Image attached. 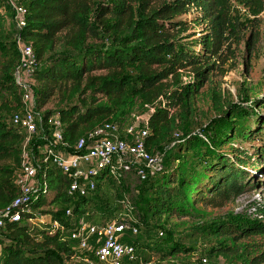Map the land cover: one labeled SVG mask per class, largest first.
Masks as SVG:
<instances>
[{"label":"trees","instance_id":"obj_1","mask_svg":"<svg viewBox=\"0 0 264 264\" xmlns=\"http://www.w3.org/2000/svg\"><path fill=\"white\" fill-rule=\"evenodd\" d=\"M234 2L254 19L251 41L256 40L264 0H18L26 9L25 26L18 32L9 30V23L15 28L13 11L7 0H0V88L6 95L0 102V214L19 196L15 180L21 170L24 133L3 121L24 111L21 88L13 78L19 63L17 35L31 45L37 59L29 83L43 126L27 147L35 160L42 159L44 147L53 140L52 119L60 123L62 141L56 148L62 152L106 124L116 125L122 137L126 126L149 111L144 118L150 154L171 145L175 133L183 134L182 142L164 160L160 173L144 181L134 171L114 179L123 184L133 176L144 184L146 211L152 218H186L197 205L222 209L245 193L263 189L264 93L251 100L239 93V100L249 102L243 107L222 95L216 84L235 68L234 55L249 25L233 13ZM205 87L214 115L197 124L195 99ZM75 99L78 103L71 104ZM53 101L56 110H45ZM37 178L46 188L32 197L31 212H22L19 222L0 217L2 264H86V257L100 264L90 251L74 249L60 228L29 223L48 214L68 228L67 211L94 224L117 219L113 215L105 220V213L97 217V208L102 209L94 201L100 196H92L97 183L86 196L69 194L70 178L45 164ZM106 178L104 174L95 179L102 184ZM251 209L257 216L244 224L215 227L220 235L244 240L249 252L248 244L264 237V206L254 200ZM133 245L137 248L133 264L139 260L150 264L138 246L152 252L154 245L143 241ZM159 246L154 252L162 251ZM168 247L172 257L189 255L185 247ZM224 249L216 252L225 254ZM263 263L264 250L251 260Z\"/></svg>","mask_w":264,"mask_h":264},{"label":"built area","instance_id":"obj_2","mask_svg":"<svg viewBox=\"0 0 264 264\" xmlns=\"http://www.w3.org/2000/svg\"><path fill=\"white\" fill-rule=\"evenodd\" d=\"M7 1L13 11L15 30L21 31L26 22V9L17 0ZM17 49L19 63L13 78L21 88L24 111L13 115L10 124L24 133L21 170L15 180L19 188V196L1 212L0 217L19 222L22 219V212H31L32 197L37 190L46 188V184L40 183L37 178L42 164L52 165L70 178L68 192L79 196H86L94 190L95 182L91 181L92 177L95 179L107 174L108 177L120 179L124 174L134 171L138 180L144 181L161 172V161L146 149L145 139L149 135L146 118H143L142 122L141 118H137L134 123L126 126L122 137L116 125L106 124L89 133L87 137L79 139L72 150L62 152L57 151L56 148V145L62 141L60 123L57 119H52L50 122L55 127L53 142L48 141L42 159L35 160L33 152H29L27 147L43 126V117L36 111V98L30 90L29 83V79L37 70V59L31 45L24 43L19 35H17ZM42 139L46 140L45 136ZM255 200L259 201L260 198L257 196ZM66 216L72 221L70 226L74 228L67 233V228L54 222L56 225L54 229L60 228L62 238L70 242L74 249L82 252L90 251L100 264H133L137 260V248L124 241V238L137 235L139 230L136 225L128 222L126 215L104 224H94L84 216L73 217L70 211L66 212ZM253 216L257 215L253 214ZM34 222L29 220L31 224ZM2 226L3 222L0 220V227ZM159 235L162 236V233ZM2 257L0 246V264ZM84 262L94 264L88 257L84 258Z\"/></svg>","mask_w":264,"mask_h":264},{"label":"rangeland","instance_id":"obj_3","mask_svg":"<svg viewBox=\"0 0 264 264\" xmlns=\"http://www.w3.org/2000/svg\"><path fill=\"white\" fill-rule=\"evenodd\" d=\"M233 7V13L237 14L244 24L249 25L243 31L242 42L234 55L235 68L228 71L221 80L216 81V84L221 85L222 95L229 97L234 103L240 102L243 107H248V100H239V93L247 94L250 100L264 93V11L257 19L259 24L257 29L258 38L251 41V24L255 23L254 19L242 5L234 2ZM8 26L10 31L15 32V28L13 29L10 23ZM257 30L254 29L253 33H257ZM248 41L250 44H248ZM4 94L5 92L0 88V102L1 97L6 96ZM70 103L77 104L78 100L75 99ZM57 107L58 105L53 101L47 104L44 109L55 111ZM148 112H145L143 116L146 117ZM213 115L210 90L205 87L195 99L197 124L203 123ZM144 117H140L141 122ZM3 121L6 125L10 123V120L6 118ZM182 135V133H175L171 145L152 150V155L163 164L164 160L182 142ZM129 179L130 181L119 184L120 181L110 176L101 184L94 177L91 178V181L97 183L92 196H100L94 201L96 204L101 203L102 205V209L97 208L99 209L97 217L100 218L102 213H105L107 216L105 220H108L112 219L113 215L114 218H123L126 215L128 222L138 225L139 233L135 236L126 237V241L136 245L140 241L148 242L152 243L155 248L160 245L162 251L159 253L154 252L155 248L152 249V252H149L145 251L149 247L143 249V247L137 245L140 251L144 250V255L150 259V264H187L198 261L215 264H251L252 258L263 252L264 237H255L248 244L249 252L243 246L244 240H232L230 235H220L215 227L222 224L231 227L238 224L242 225L245 221L251 219L253 217L251 204L257 196L260 198L259 204L264 206V188L245 193L235 203L222 209H208L197 205L191 210L192 214L186 218L161 216L160 219H156L152 218L150 213L146 211V202L149 198L147 193L143 191L144 184L133 176ZM115 208H120V212H116ZM47 209L43 208L42 211ZM64 221L69 225L71 224V220L68 218H64ZM32 225L47 229H54L56 226L48 214L40 215ZM72 228L74 227L69 226L66 232L68 233ZM159 233H162L163 236H160ZM160 239H163V241H159ZM168 244L185 247L189 250V255L186 257H172ZM219 248H227L224 249L225 254L217 253L216 251ZM138 263L140 264L141 261L139 260Z\"/></svg>","mask_w":264,"mask_h":264},{"label":"crops","instance_id":"obj_4","mask_svg":"<svg viewBox=\"0 0 264 264\" xmlns=\"http://www.w3.org/2000/svg\"><path fill=\"white\" fill-rule=\"evenodd\" d=\"M71 223H72V221H71Z\"/></svg>","mask_w":264,"mask_h":264}]
</instances>
